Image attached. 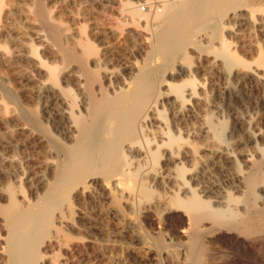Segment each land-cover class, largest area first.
<instances>
[{"label": "rangeland", "instance_id": "1", "mask_svg": "<svg viewBox=\"0 0 264 264\" xmlns=\"http://www.w3.org/2000/svg\"><path fill=\"white\" fill-rule=\"evenodd\" d=\"M49 1L47 6L52 11L53 24L61 34L62 41L67 42L70 48H75L76 52H80V43L89 40L91 44L88 43L92 48L91 56L87 57L89 62L97 60L106 52L109 55V62L104 73L109 75L112 81L127 83L131 79L130 68L144 64L152 66L160 62L163 64L165 61L163 54L153 52L151 49L155 37L154 30L145 28L143 24H135L126 12L129 10L127 4L130 2L135 5L137 13L144 16L143 14L147 13L142 9L141 4L146 0ZM226 1H212L213 3L208 6L207 17L213 19L207 21L209 23L203 24L200 21L201 24L197 22L191 25L190 29L193 28L191 31L196 33H193L195 38H192V44L187 45L183 51L169 55L166 59L167 66L161 73L163 84H165L162 89H165L166 95L168 93V98L176 96L174 89L176 90L178 85H183L180 87L183 88L182 95L188 100L186 104L184 103V108L189 113L185 114L180 121L179 119L176 121L166 103H161L157 108L159 112L157 110V113L155 112L153 118L155 120L148 123L146 136L136 138L134 144L133 142L131 144L130 137L122 138L120 151L116 155L109 154L108 159L104 158L105 161L107 160L105 163L103 157L100 158L102 160L99 159V161H102V164L97 161L98 168H94V177L88 173L89 177H85L86 173L80 172L79 178L81 176L82 185L77 187L73 196L65 197L66 199L60 202L62 204L57 203L59 206L54 204L53 207L57 208L55 210L52 209L51 204H46L47 207H44L46 216L43 212L40 215L41 220L45 216L43 218L46 225L54 226L55 232L57 228L61 239L69 242L71 240L70 243H74L78 249L75 248L77 251L69 255L66 253V256L64 250L49 248V242L54 235L53 231L51 233L49 231L45 233L46 235L49 233L48 236L44 234L45 243L42 248L49 262L52 261L53 264L179 263L176 255L178 249L174 244L177 242L176 239L181 237L179 231L182 229L173 231L167 226L164 218L182 214L190 219L199 214L200 210L191 206V195L184 193L190 189V186L179 193L178 189L161 183V176L168 173L170 169L167 165L165 166V153L169 152L168 147H160V150L156 151V156L152 158L149 156L141 161L143 152L151 149L154 151L159 140H165L169 135L176 138L177 143L181 144L187 153L190 152L189 154L204 159L205 163L214 161L213 158L216 156L228 155L232 164H228L226 171L229 170L230 174L239 173L244 169V157L249 159L253 157L250 160L255 161L262 156L264 61L260 63L259 60L264 59V0ZM230 8L236 9L235 19L226 14L227 9ZM37 29H39L38 26L33 28V30ZM42 35L45 36L44 33ZM2 38L4 37H0V50L7 51L9 50L6 44L7 39L3 41ZM46 40V44L42 43L43 45L36 41L32 42L38 52L31 55L35 65L30 59L31 62H27L29 67L25 62L24 66H21L23 69H28L24 70L28 75H32L31 83L30 81H27L29 84L25 83L24 79L19 80L20 78L12 70L5 69L4 73L0 71V159L6 162L5 167L8 166L7 170L10 173L9 179L0 175V189L1 191L3 189L0 207L7 208L9 211H18L22 205V210L26 211L29 206H32L30 208L37 211L33 205L42 198L44 193V187L38 181L40 182L44 174L46 175L45 170L56 162L54 149L48 142L49 138L58 146H68L71 145L69 141L72 142V135H69L70 131H68L71 129L64 130L63 125L67 121H65L66 116L62 114L63 108L53 97L54 91L50 90L51 86L55 89L58 87L48 80L44 72L48 73L47 68L54 67L60 85L61 77L70 75V70L74 69L75 64L71 63L63 69L62 63L59 62L61 60L59 54L55 55L58 53L56 47ZM27 46L29 49L32 45L27 43ZM52 48L55 51L49 53ZM36 61L43 63V66L39 67ZM34 70L36 73L33 72ZM5 92H12L16 97L9 98ZM190 93L194 97L199 96L201 99L199 106L195 107L193 100L188 98ZM197 108L203 113L201 117L198 115ZM21 110L27 117H33L36 120V126L23 118ZM56 114L59 116H55ZM238 118L240 120H237ZM57 119H60V122ZM116 124H118L117 121L114 122L113 127L119 126ZM156 127L165 128V132L168 133L158 137L155 133ZM146 140L148 142H145ZM128 146L131 147L130 150L125 151ZM5 147L10 149L6 150ZM138 153L140 157L136 155ZM177 162L178 167L185 169V178L188 179L194 173L193 168L183 157L178 158ZM198 171L199 167L196 172ZM218 173L216 170H211L205 176L206 181L217 180V184L223 186V178ZM107 182L111 185L118 182L117 189L110 193L104 188ZM84 183L86 184L83 186ZM223 190L229 191L225 186ZM258 193L259 199L262 200L264 177L262 185L258 187ZM195 194L196 196L198 194L200 200L207 201L212 207L215 206L213 200L206 199L197 191ZM9 199L14 201L12 205L8 204L11 202ZM4 200H8L7 203ZM16 205L18 207L15 210ZM149 214L157 222L155 228L144 221L145 216L148 217ZM161 220H164L163 223ZM2 232L0 231V236L4 237L5 233ZM215 238L218 242L215 239L210 240L212 242H209L208 247L216 251L215 254L219 256L216 257L226 260L228 264H235L241 258L242 250L227 244L223 235ZM154 257L157 262L153 259ZM244 260L246 264H264V258L261 256L257 258V254L252 257L247 255Z\"/></svg>", "mask_w": 264, "mask_h": 264}, {"label": "bare ground", "instance_id": "2", "mask_svg": "<svg viewBox=\"0 0 264 264\" xmlns=\"http://www.w3.org/2000/svg\"><path fill=\"white\" fill-rule=\"evenodd\" d=\"M47 1L48 0H0V37L7 39L6 44L9 47L7 51L0 50V71L3 72L5 69L8 71L12 70V72L20 78L19 80L24 79L26 81L25 83H27V81L31 83V79H33L32 75H28L24 71L28 69H23L21 66H24V62L27 64L31 59V55L37 52L32 42L36 41L42 44L45 43V39L53 43L56 47L58 53H55V55L59 54V58H61L62 61L58 60L62 63L63 69L70 66L71 63H74L75 66H73L74 69H72V71L70 70V75L62 76L59 80L60 85L58 84V74L55 72L54 67H48V73L44 72V74H47L48 80H50L54 86L58 87V89H55L49 86L51 88L50 90L54 91L52 94L53 97L63 108V110L61 109L62 114L66 116L65 121H67V123L65 122L66 124L64 125L62 123V125L64 126V130L71 129L68 131H70L69 135H72V142L69 141L71 139L68 138L71 145L58 146L56 142V144L54 143V140L49 138L48 142L54 149V158H56V162L45 170L47 171L46 175L43 173L44 176L40 179V182L38 181V183H41V186L44 187V193L42 198H39L35 205H33V208L37 211H33L32 208H30L32 206L28 207V211L22 210L23 205L19 208L21 211L10 210L11 212L7 210V208L3 209V207H0V231L5 233L4 237L0 236V264H53L51 263L52 261L49 262L46 253L42 251L45 243L44 234L49 231L51 233L54 227H49L48 224L46 225V222H44L43 217L46 216L44 207L46 204H51L52 207L54 204L57 206V203H59V205L62 204L60 202H63V200L66 199L65 197H70V195L73 196L77 187L82 185V179L81 176L79 178V175L85 172V177H89L87 173L94 177V168H98L96 165L97 161L103 157V162L105 163L107 160L105 161L104 158L108 159L109 154L115 153L114 155H116L120 151L122 138L124 139V137L128 136L131 138V144L132 142L134 144L136 138L146 136L148 123L155 120L153 119L155 112L156 110L158 111L157 108L161 103H166L173 119L176 121L178 119L180 121L185 114L189 113L184 108L188 100L182 95L183 88L180 87L183 85H178L179 87L177 86V89H174V91H176V96L168 98V93L166 95L165 89H162L165 87V84H163L161 73L167 66L166 59L169 55L174 52L183 51L187 45L192 44L193 41L191 42V40L195 38L194 36L196 33L195 31H191L193 30V28L190 29L191 25H193V23L197 24V22L200 21L203 24L209 23L207 21L213 19L211 17L209 18V16L207 17L208 6L213 3V0H146V3L149 5L154 2H159L161 6L160 8L153 7L149 9L145 12L147 14H143L144 16H140L137 13L135 5L128 2L127 6L129 10L126 12H128L130 20L132 19V22L137 25L143 24L145 28L154 30L153 34L155 37L152 41L151 49H153V52L163 54L165 61H163V64L160 62V65L154 63L152 66L148 64H144L140 67L131 66V79L127 83L124 81L116 82L117 80L112 81L111 77L104 73L109 62V55H107L105 51L97 60L95 59V61L89 62L87 57L89 55L91 56L92 48L88 39L90 44L88 42L80 43L81 51L77 48L80 52H76L75 48H70L67 42L65 43V41H62L61 34L53 24V17L51 16L52 11L49 6H47ZM222 1L223 0H221V2ZM225 1L226 0H224V2ZM227 13L229 17L233 16V19H235V8L227 9L226 14ZM238 18L241 19V17ZM37 26L39 29L33 30V28ZM42 33H44L45 36H43ZM27 43H29L30 46L32 45L31 48L29 47L28 49ZM53 51H55V49L52 48L49 53H53ZM225 56L227 57V55ZM52 59H54V57ZM262 60L264 61L262 58L259 60L260 63H263ZM33 62L34 61L31 63ZM36 63L39 67L43 66V63L39 61H36ZM33 64L35 65V62ZM27 65L29 67V64ZM39 67L38 70L40 69ZM38 70L37 72H39ZM33 72H35V70ZM173 94L175 95V92ZM7 97L14 99L16 96L11 92L7 93ZM189 97L193 100L195 107L201 104L199 96L194 97L193 94L190 93L188 94V98ZM48 99L49 98H47V100ZM51 105L53 106V104ZM55 105L58 107L57 104ZM197 109L198 115L201 117L203 113L200 112L201 109ZM22 116L25 120L31 121L36 126V120L33 117H27L25 113H22ZM55 116L59 115L56 114ZM239 118L237 120H240ZM115 121L118 122L119 126L113 127ZM211 128H213V126ZM155 130H157L155 133L158 134V137L168 133L165 132V128L161 127H156ZM171 137L169 135L167 139L159 140L160 145L156 144L154 151L151 149L143 152L141 161L146 159V157L149 158V156H151L152 158L156 156V151H159L160 147H168L169 152L165 153V166L167 165L170 169L166 174L161 173L163 174L161 176V183L173 189H178L179 191H177L179 193L187 186H190V189H188V191L185 189L186 191L184 193L191 195V206L200 210L199 214L190 217V219H187L188 217L182 214H175L169 217L165 216L164 218L167 226L173 231L182 229L179 231L181 237L179 236L180 238L176 239L177 242L174 244L176 249H178L176 250L178 264H228L226 260L218 258L219 256L215 254L216 251L208 247L209 242L211 243L214 239L216 240L215 237L219 235H223L224 241L230 246L242 250V252L239 250L241 252H239L241 258H239L238 261L236 260L237 262L235 264H246V259L244 260V258L247 255H251L252 257L257 254V258L259 256L264 258V198L260 200L258 196V187L262 185L264 177V148L262 147L261 157L255 161L250 160L253 157L250 159L244 157V169L239 173L233 172V174H230L228 173L229 170L228 172L226 171L227 166H229L228 164H232L228 155L223 154V156H216L213 158L214 161L205 163V161H203L204 159L202 160L198 156L196 157L193 154H189L190 152L187 153L185 151L186 149H184L181 144L177 143V139ZM145 142L148 141L146 140ZM150 142L149 145L151 144ZM9 147H5V149L7 150ZM130 148L131 147L128 146L125 151H129ZM136 155L139 157L141 156L139 153ZM180 157L185 158L186 162L190 164L194 170V173L191 174L188 179L185 178V169L178 167L176 164ZM101 162L100 164H102ZM5 163L3 159H0V175L9 179L10 173L7 170L8 166L7 168L5 167ZM198 167L199 171L196 172ZM208 168L210 169L208 170ZM211 170H216V172L220 173L223 178V186L217 184V180V182L215 180V182L206 181L207 179L205 176L209 174ZM85 184L86 183H84L83 186ZM117 185L118 182L112 185L107 182L104 184V188L111 193L113 190L117 189ZM83 186L80 187L83 188ZM224 186L229 190L228 192L223 190ZM83 190L86 191V189ZM196 191L206 199L213 200L215 206L212 207L207 201L204 202L200 200L198 194L197 196L195 194ZM2 192L3 189L2 191L0 189V196ZM77 193H79V191H77ZM72 198L75 199V197ZM9 200L12 202V199ZM5 201L6 200H4V202ZM7 201L5 203H7ZM11 202L8 204L12 205L14 201ZM15 207L16 210L18 206L16 205ZM10 208L13 209L12 206H10ZM52 209L55 210L57 208L53 207ZM43 212L45 216L42 215L43 220H41L40 215ZM147 216L148 217L145 216L144 221L154 227L157 222L150 214ZM161 221L163 223L164 220ZM53 233L54 235H52L51 242H49L50 244L48 245L49 248L52 247L59 251L64 250L66 256V253L69 255V253L71 254V252L75 251L76 247L74 243H70L72 242L71 240L69 242L61 239L60 234H58L59 230L57 233V228L56 232L53 231ZM48 234L45 235L48 236ZM229 258L230 257H228V259ZM153 259L157 262L155 257Z\"/></svg>", "mask_w": 264, "mask_h": 264}, {"label": "built area", "instance_id": "3", "mask_svg": "<svg viewBox=\"0 0 264 264\" xmlns=\"http://www.w3.org/2000/svg\"><path fill=\"white\" fill-rule=\"evenodd\" d=\"M152 3V2H151ZM155 3V2H154ZM152 3L151 5H149L148 3H146V1L144 3L141 4V7L143 10H145L146 12L149 10V9H152L153 7H157V8H160V3L157 2V3Z\"/></svg>", "mask_w": 264, "mask_h": 264}]
</instances>
